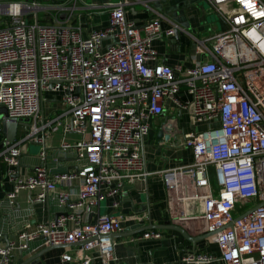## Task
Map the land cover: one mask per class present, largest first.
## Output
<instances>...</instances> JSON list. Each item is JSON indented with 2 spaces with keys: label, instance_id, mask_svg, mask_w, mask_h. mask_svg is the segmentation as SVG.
Instances as JSON below:
<instances>
[{
  "label": "built area",
  "instance_id": "built-area-1",
  "mask_svg": "<svg viewBox=\"0 0 264 264\" xmlns=\"http://www.w3.org/2000/svg\"><path fill=\"white\" fill-rule=\"evenodd\" d=\"M73 1L0 0V108L7 120L29 121L20 127L25 133L0 150L13 183L7 199L15 204L22 190H38L34 201L56 193L65 207L55 220L20 233L19 244L0 247V264H10L14 249L38 239L46 247L80 244L77 253L62 255L61 264H117L112 235L123 230L120 219L97 212L89 222L84 216L152 174L144 139L169 104L190 119L183 145L193 152L190 164L158 172L169 208L180 220L205 222L220 249L184 261L264 264V0H206L226 28L207 40L210 46L198 41L203 60L189 66L160 62L152 47L153 39L179 32L173 23L163 29L164 14L155 12L141 36L126 16V0L94 4L109 12V24L85 35L67 23L77 9ZM68 10L73 13L62 20ZM201 123L208 126L197 129ZM60 128L80 135L61 146L86 165L56 174L38 165L21 176L16 167L23 144L43 145ZM77 179L75 197L58 191ZM159 237L161 231L150 230L131 241Z\"/></svg>",
  "mask_w": 264,
  "mask_h": 264
},
{
  "label": "crops",
  "instance_id": "crops-1",
  "mask_svg": "<svg viewBox=\"0 0 264 264\" xmlns=\"http://www.w3.org/2000/svg\"><path fill=\"white\" fill-rule=\"evenodd\" d=\"M39 1L44 4L55 1H65L69 5L74 3L73 0ZM118 1L120 0H77L75 12L68 10L63 12L60 18L65 20L67 14L70 16L73 13L67 23L82 27L87 35L90 31L109 24V12L105 7H99ZM94 4L99 7H94ZM125 12L128 19L138 23L141 36L146 34L141 27L156 16L155 12L164 14L168 19L163 20V29L169 28L171 23L178 25L179 41L165 35L152 40V47L159 53L160 62L170 66H189L195 61H202L203 56L195 50L198 41L210 46L211 42L207 40L226 28L225 22L206 0H126ZM41 15L44 16L45 12ZM42 19L45 21V16ZM149 64L153 65L154 62L149 61ZM172 106L169 104L163 115L151 120V130L144 139L147 171L152 174L146 180L128 184L122 192L101 203L95 214L84 216V220L89 222L96 220L97 212L114 214L120 219L123 230L112 235L116 242L117 264H201L186 262L184 257L198 252L220 253L218 244L213 242L210 236L204 237L207 234L205 222L200 219L180 220L169 208L166 189L158 172L184 166L193 161L192 150L183 145L184 135L191 131V124L187 120L189 127L183 126V116L174 111ZM24 133L25 129L20 128L18 137ZM80 138L75 132L64 134L60 128L43 145L32 141L24 143L20 162L16 167L19 174L31 175L38 165H44L50 174L79 172L86 162L80 161L73 150H64L61 144L63 140L76 142ZM5 140L6 136L0 134V150L7 144ZM80 184L81 181L77 179L71 186L60 185L58 191L69 190L75 197ZM12 188L13 183L6 174V165L0 161V247H6L7 239L19 244L20 233L33 232L38 225L55 220L65 212V207L60 205L56 193L50 194L45 202L34 201L38 190H22L15 204H11L7 195ZM115 203L119 204L117 208L114 207ZM168 222L183 228L196 242L188 240L181 232L171 228L152 229L161 231L159 238L131 241L132 238L150 231L135 233L140 227L166 225ZM29 243L33 254L43 252V264H61L64 253H77L80 247V244H75L47 250L48 246H44L41 239ZM18 253L19 248L12 251V262L16 257V263L21 261Z\"/></svg>",
  "mask_w": 264,
  "mask_h": 264
},
{
  "label": "water",
  "instance_id": "water-1",
  "mask_svg": "<svg viewBox=\"0 0 264 264\" xmlns=\"http://www.w3.org/2000/svg\"><path fill=\"white\" fill-rule=\"evenodd\" d=\"M180 35L179 32H177L174 36L171 37V39L174 40H178L179 41ZM6 110L4 108H0V129L2 131V134L6 136V140L5 142H14L15 140H17L18 138V131L19 128L21 126L27 125L28 124V119H20V120H7L6 117ZM166 120H168V118H166ZM180 129V128H179ZM36 143V142H35ZM263 203H259L255 208H253L252 210H250L249 212H247L246 214L240 216V218L245 217L246 215H248V213L252 212L254 209H256L257 207H259L260 205H262ZM238 218V219H240ZM237 219V220H238ZM161 228H171L174 230H177L179 232H181L183 234V236H185L188 240L192 241V242H196L195 238L191 237L183 228H181L180 226L177 225H171L169 222L166 225H160V226H147V227H140L139 229L136 230L135 233H139L145 230H152V229H161ZM212 234L207 233L204 237H209ZM10 241L7 239L6 240V248L9 246ZM75 245V244H72ZM61 246H65V245H60V246H56V245H50L47 247V250H51L57 247H61ZM32 246L30 245V243H28V246L24 249H19V258L21 259L20 262L16 263V258L14 262H11L10 264H43L42 260H41V255L42 253H37V254H33L32 251Z\"/></svg>",
  "mask_w": 264,
  "mask_h": 264
},
{
  "label": "rangeland",
  "instance_id": "rangeland-1",
  "mask_svg": "<svg viewBox=\"0 0 264 264\" xmlns=\"http://www.w3.org/2000/svg\"><path fill=\"white\" fill-rule=\"evenodd\" d=\"M187 120H189V122H190V119H188V116H187V115L183 116L182 119H181L182 124H183V126H185V127H187L186 125H188V127H189V122H188ZM186 123H187V124H186ZM207 126H208L207 123H201V124L198 125V128H199V129H203V128H206ZM180 128L182 129V125L180 126ZM214 182H215V181H214ZM233 215H234V216H237V212H236V211L233 212Z\"/></svg>",
  "mask_w": 264,
  "mask_h": 264
}]
</instances>
